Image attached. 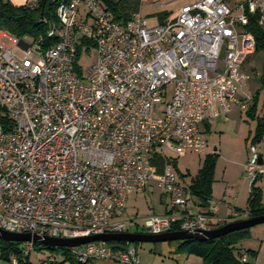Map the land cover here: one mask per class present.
<instances>
[{
  "label": "built area",
  "instance_id": "2783aa9c",
  "mask_svg": "<svg viewBox=\"0 0 264 264\" xmlns=\"http://www.w3.org/2000/svg\"><path fill=\"white\" fill-rule=\"evenodd\" d=\"M254 13L264 27V0H191L151 26L139 10L122 20L102 0H61L46 31L53 43L6 34L11 44L0 40V107L9 121L6 129L0 124V228L55 238L127 232L126 222L111 220L130 193L150 185L164 190L170 208L142 218L143 231L215 228L216 207L194 211V194L172 165L188 151L205 152V122L247 108L239 66L256 50L247 30ZM93 50L95 60L83 70L77 60ZM258 160L252 150L244 166L250 183ZM24 243L22 263L35 247ZM65 248L82 264L140 262L134 248L109 241ZM9 260L20 263L13 254Z\"/></svg>",
  "mask_w": 264,
  "mask_h": 264
},
{
  "label": "rangeland",
  "instance_id": "374dc122",
  "mask_svg": "<svg viewBox=\"0 0 264 264\" xmlns=\"http://www.w3.org/2000/svg\"><path fill=\"white\" fill-rule=\"evenodd\" d=\"M34 0H29L28 3ZM36 1V0H35ZM191 0H144L138 9L143 17H146L148 25H156L159 23L162 13L167 12L165 18L171 19L178 13L180 7L190 2ZM243 0H229L230 4L238 3ZM0 33L5 34L0 37V40L6 44H11L10 38L6 36L11 35L8 31L0 29ZM25 40L31 42V36H26ZM96 52L93 50L89 55L82 54L77 63L85 70L95 60ZM223 65L218 61V70L222 71ZM239 72L245 76L241 80L243 90L249 95L253 93L255 98L257 115H264V50L256 49L247 54L239 66ZM221 118V117H220ZM223 118V117H222ZM206 125H209V130L204 132L206 140L205 153L197 154L192 151L186 152L185 155L175 157L176 165H172V169L179 178L181 184H186L190 180V176L194 175L200 168L202 161L207 153L216 150L217 155L214 163L213 182H212V199L211 202L220 207L218 216H224L228 222L240 219L244 213L235 212L233 206H237V202L228 201L232 196H238L242 184L245 182V188L250 186V178L245 177L244 168L242 164H246L252 150L261 152V141L257 144H251V137L253 135L255 120L235 110L228 115V120L223 121L219 118H212ZM215 149V150H214ZM174 157L173 153H168ZM264 165H257V178L255 184L262 187L264 190ZM182 175V176H181ZM225 191V194L223 192ZM238 202H245L244 195L239 197ZM218 200H221L218 203ZM239 206V205H238ZM165 207L170 208L168 196L164 190L155 185L147 186L140 192H132L127 196L125 206L116 219L112 221L126 222L127 232H145L141 226L142 218L151 214H162ZM243 207H240L242 209ZM260 227L264 224H258L249 230V235L258 236ZM160 242H133L129 243L126 248H134L139 257L140 263L143 260H149L156 252L153 250ZM166 245L167 242H161ZM24 242H19L18 246L23 247ZM53 256L54 262L48 261L47 257ZM4 261L10 263L9 259L3 258ZM30 259L34 263L40 264H71L69 261H64L63 252L56 248L51 249H37L33 247L30 251ZM11 264V263H10Z\"/></svg>",
  "mask_w": 264,
  "mask_h": 264
},
{
  "label": "trees",
  "instance_id": "16d2710c",
  "mask_svg": "<svg viewBox=\"0 0 264 264\" xmlns=\"http://www.w3.org/2000/svg\"><path fill=\"white\" fill-rule=\"evenodd\" d=\"M104 4L113 12L115 18L126 20L133 12L138 9L139 0H102ZM36 6L31 7L30 3L24 5H13L8 0H0V29L8 31L11 35L18 38L31 36L32 40L41 38L47 43L54 41L46 37L50 21L55 20V10L61 0H36ZM168 13L164 12L160 16L162 20ZM258 13L249 15L247 30L250 31L256 43V49L264 50V27L258 24ZM255 98L254 104L248 109L247 114L256 119L251 144H257L261 141L264 134V117H255ZM3 108L0 107V124L6 129L9 121L4 115ZM217 152H211L205 155L200 168L190 177L188 187L191 192L200 199L202 207L208 206V200L211 195V185L213 182V170ZM162 165L163 160H158ZM175 165V161L173 162ZM257 175L250 183V189L246 201L245 211L247 217L264 215V203L261 200L262 191L259 185L255 184ZM238 212V211H237ZM241 220V219H238ZM178 225H172L170 230H178ZM250 228L231 231L217 238L198 240H172L167 243L174 247V252H187L202 259L204 264H252L256 251L247 250V258L242 259L244 254L236 244L249 236ZM115 247H126L129 243L123 241H109ZM19 242L6 241L0 239V256L9 259L10 255H15L19 264H29L21 262L19 254ZM37 249H51L39 243H34ZM64 253V261L71 264H82L76 261L66 252L65 247H57Z\"/></svg>",
  "mask_w": 264,
  "mask_h": 264
},
{
  "label": "crops",
  "instance_id": "0c3cea01",
  "mask_svg": "<svg viewBox=\"0 0 264 264\" xmlns=\"http://www.w3.org/2000/svg\"><path fill=\"white\" fill-rule=\"evenodd\" d=\"M8 1L11 4H13V5L19 6V5H24V4L28 3L29 0H8ZM243 84H242V89L241 90L243 92H245L243 90ZM245 93H247V92H245ZM249 96H250V100H249L248 106H247V108L245 110L241 111L237 107H233V109L228 113V115L230 113H233L235 110H239L240 113L244 112L247 117L255 120V125H256V119L254 117H250L247 114L248 109L254 104V98H256V96L254 97L253 93L251 95H249ZM255 117H264V115L263 116L257 115V108H255ZM216 118L222 119L223 121H227L228 120V118L224 119L222 117L221 118L220 117H215V119ZM202 130H203V133L207 132L209 130V125H206V122L202 125ZM260 143H261V146H263V149L261 147V150H260L261 152L258 151V154H259V160H258L259 163L258 164L259 165H261V164L264 165V134H263V136L261 138V142ZM213 152H216V150L213 151ZM175 165H176V163H175ZM243 168H244V164H242V169ZM262 175L264 177V173H262ZM178 181H179V178H178ZM189 183H190V180L186 184H183V185L188 186ZM260 188H261V191H262L261 200L264 203V190L262 189L261 186H260ZM249 189H250L249 185H247V188H245V182H244L242 184V186H241L240 192L237 194L238 196H232L231 199L227 202L228 205H231L230 201L237 202L236 204H238L239 206L238 205L237 206H233V209H234V211H238V212L244 213L243 216H241L240 219H245L247 217V212L245 211V207H246V201H247ZM223 194H225V191L223 192ZM241 195H244V197H245L244 204H243L242 200H241V202H238L240 200L239 197ZM211 199H212V185H211V195H210V198L208 200V206L207 207H202L200 205V199L194 195L193 202L196 205V207H194L193 210L195 211V209H197V210L199 209V210H202V211H207L209 206H215L216 209L214 211H212V213H211V221L214 224V226L217 227V226H220V225H223V224L227 223V220L225 219L224 216L220 217V216L217 215V212L219 213V211H220V207L217 206V203H216V205H214L211 202ZM220 201L221 200H218V203ZM240 207H243V208L240 209ZM168 209L169 208L165 207L164 213ZM238 212H235L234 215L236 213H238ZM235 220H238V219H235ZM260 228H261L260 229L261 233L258 236L249 235L247 238H244V239L240 240L236 244V246L241 251H243L245 255H247V253L245 252L247 250L256 251V254H255L254 258L252 259V264H264V227H260ZM173 249H174V247L169 245L168 243H166V245H163V243L160 242V243H158V245H156V247L153 248V250L156 251V252H154L155 254L149 260L148 259L147 260H143L142 263L139 262V264H204L202 259L200 257H198V256H195L193 254H188L187 252H174ZM27 261H28L29 264H40V263H34V262L31 261L30 253L27 256ZM0 264H10V263L7 262V261H4L3 257L0 256ZM90 264H120V263L117 262V261H113V260L99 259V260L93 261Z\"/></svg>",
  "mask_w": 264,
  "mask_h": 264
},
{
  "label": "water",
  "instance_id": "95a60500",
  "mask_svg": "<svg viewBox=\"0 0 264 264\" xmlns=\"http://www.w3.org/2000/svg\"><path fill=\"white\" fill-rule=\"evenodd\" d=\"M259 163V161H258ZM264 223V215L253 216L241 220H234L223 225L217 226L211 230H202L188 232L185 230L165 231L158 234L148 232H117V233H100L75 238H55L47 236H37L30 233H12L0 228V239L11 242L32 241L49 248L55 247H72L93 241H123L126 243L133 242H168L172 240L185 239H212L225 235L231 231L244 228H251L258 224Z\"/></svg>",
  "mask_w": 264,
  "mask_h": 264
}]
</instances>
